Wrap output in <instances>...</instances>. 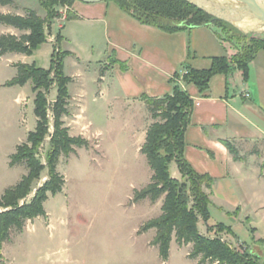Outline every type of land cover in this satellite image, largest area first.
<instances>
[{"label":"rangeland","instance_id":"374dc122","mask_svg":"<svg viewBox=\"0 0 264 264\" xmlns=\"http://www.w3.org/2000/svg\"><path fill=\"white\" fill-rule=\"evenodd\" d=\"M17 1L19 8H10L14 14L25 15V9L29 7L47 17L40 0ZM69 8V4L56 7L57 15L47 25L48 42L33 56L11 53L0 57V196L28 173L26 165L11 167L10 157L27 141L28 134L37 125L33 83L11 87L6 84L17 75L15 65L18 63H35L49 69L59 32L64 37L60 51L73 52L81 59L79 68L75 56L70 54L64 60V72L71 78L69 114L64 121L71 136L88 140L89 147L76 148L70 157L61 156L58 171L66 181L63 192L49 196L45 203L47 217L28 221L23 231L12 230L10 241L0 248V264H199L200 258L190 257L193 245L180 246L175 238L169 259L163 263L158 248L152 245L156 230L142 233L148 221L161 216L164 202V197L156 202L149 199L134 202L135 191L146 187L153 176L141 148L154 120L147 106L131 108L113 102L118 86L116 81L113 89H107L105 97H101L100 68L110 64L106 61L110 57L107 40L90 24L73 18L68 20L72 15ZM0 12L3 13L1 5ZM63 25L64 30L61 29ZM208 28L215 29L222 37L230 36L218 26ZM27 33L0 26V36L21 37ZM263 61L264 52L260 51L250 69V90L255 101L259 98L258 79ZM76 72H82V75ZM56 98L57 87L53 86L48 94L51 107ZM157 121L162 122V119ZM49 141L47 138L41 150L43 163ZM171 173L174 178L182 179L174 163ZM46 178L47 171H44L36 186H42ZM217 191L212 190L211 219L208 224L200 220V232L211 238L219 237L240 252L253 248L263 256L264 247L259 241L264 237V212H257L259 207L248 203L244 214L237 219L235 209L220 202ZM258 191L264 198V188ZM248 195L241 194L242 198ZM246 217H251L254 223L250 225ZM219 223L230 226L233 234L219 233L216 228L209 231V226L215 227Z\"/></svg>","mask_w":264,"mask_h":264},{"label":"trees","instance_id":"16d2710c","mask_svg":"<svg viewBox=\"0 0 264 264\" xmlns=\"http://www.w3.org/2000/svg\"><path fill=\"white\" fill-rule=\"evenodd\" d=\"M75 1L77 0H40L41 7L47 12L46 18L40 17L38 12L32 9H25V15L0 12V26L28 32L21 37L13 34L0 36V57L11 53L33 56L39 47L48 42L47 25L56 17V7L65 4L71 6ZM105 1L116 2L124 12L141 24L166 33L215 25L230 34L228 37H222L216 31L222 42L235 44L238 52L233 57H214L211 67L205 70L183 66L170 81L175 85L172 95L142 96L154 123L147 131L141 153L153 171V176L146 187L135 191L134 202L147 199L156 202L164 197L161 216L148 221L142 228V233L156 230L152 245L158 248L163 263L169 259L171 244L175 238L180 246L193 245L190 257L200 258L199 264H264L263 251V256L257 254L253 248L240 252L221 238L208 237L199 230L200 220L208 224L211 219L210 193L215 180L209 174L198 173L185 158V135L191 123L195 103L178 85L179 82L184 85L193 84L204 94L209 90L214 76L228 75L235 70H240L244 80L248 81L250 64L260 51L264 52V40L249 38L230 23L214 19L186 0ZM0 5L13 7L15 3L13 0H0ZM71 18H76V15L72 14L68 20ZM56 38L57 46L52 53L49 69L40 68L35 63H18L15 65L17 75L6 84L11 87L33 83V90L36 92L34 114L37 125L35 130L28 134L27 141L19 145L10 157L11 167L26 165L28 173L0 196V248L10 241L13 229L23 231L28 221L47 217L45 203L50 195L61 194L66 183L64 176L58 171L61 156L70 157L76 152V148L89 147L88 140L71 136L64 121V117L69 114L68 85L71 83V78L64 72V60L70 53L61 52L59 49L63 40L61 32ZM118 63L115 59L110 60L109 66L101 69V77L111 66ZM121 66L127 70L124 64ZM53 86L57 87V98L51 107L48 94ZM158 119H162V122L157 121ZM47 138L50 141L43 163L40 155ZM223 144L235 161L245 159L231 141H223ZM173 163L178 167L181 180L174 178L171 173ZM261 169L264 170V163ZM44 171H47L46 182L38 187L36 185ZM32 193L35 194L28 201ZM238 213L239 210L235 214ZM215 228L219 233L233 234L232 228L223 223L208 227L209 231ZM259 243L264 247V239Z\"/></svg>","mask_w":264,"mask_h":264},{"label":"crops","instance_id":"0c3cea01","mask_svg":"<svg viewBox=\"0 0 264 264\" xmlns=\"http://www.w3.org/2000/svg\"><path fill=\"white\" fill-rule=\"evenodd\" d=\"M13 1V7L19 8L18 1ZM1 7L3 13L14 14L10 10L12 6ZM69 10L76 15L75 21L88 23L103 33L110 55L106 61L119 62L100 76L99 85L101 97H105L107 91L113 89V82H117L113 102L118 105L145 108L143 95L165 97L173 94L175 85L170 81L183 66L209 69L214 57L231 58L238 52L229 42H222L215 29L200 27L166 33L141 24L114 1L88 4L77 0ZM37 12L45 18L43 13ZM61 29L64 30V25ZM247 30L264 35V29ZM69 53L75 56L79 68L81 59ZM262 65L258 101L252 98V78L249 76L245 81L240 70L214 76L204 94L193 84L178 83L195 103L185 135V158L198 173L209 174L215 180L212 190H218L220 202L235 209L237 219L244 214L248 203L256 204L257 212H264V198L258 191L264 188V170L261 169L264 163V61ZM75 74L82 75V72ZM223 141H231L245 159L235 161ZM243 192L249 194L247 198H242ZM237 210L239 213L235 214ZM246 219L250 225L254 223L251 217Z\"/></svg>","mask_w":264,"mask_h":264},{"label":"water","instance_id":"95a60500","mask_svg":"<svg viewBox=\"0 0 264 264\" xmlns=\"http://www.w3.org/2000/svg\"><path fill=\"white\" fill-rule=\"evenodd\" d=\"M95 4L105 0H78ZM216 20L230 23L251 39L264 40V35L247 29H264V0H186ZM245 29H243V27Z\"/></svg>","mask_w":264,"mask_h":264},{"label":"built area","instance_id":"2783aa9c","mask_svg":"<svg viewBox=\"0 0 264 264\" xmlns=\"http://www.w3.org/2000/svg\"><path fill=\"white\" fill-rule=\"evenodd\" d=\"M183 73H186V72H183ZM246 97H249V95L247 94Z\"/></svg>","mask_w":264,"mask_h":264}]
</instances>
